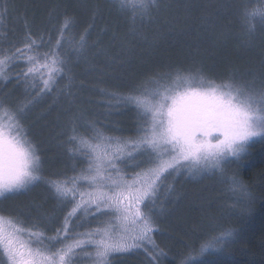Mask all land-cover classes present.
Returning a JSON list of instances; mask_svg holds the SVG:
<instances>
[{"label":"trees","instance_id":"16d2710c","mask_svg":"<svg viewBox=\"0 0 264 264\" xmlns=\"http://www.w3.org/2000/svg\"><path fill=\"white\" fill-rule=\"evenodd\" d=\"M2 55L9 75L0 95L27 105L21 136L40 153V179L29 197L1 199L0 214L51 238L71 201L50 182L85 167L75 152L79 142L66 132L71 120L96 125L77 121L79 140L100 131L131 138L139 130L130 97L152 80L185 73L215 84L264 82V0H0ZM30 56L60 64L54 88L25 74ZM103 100L116 103L109 114ZM220 174L223 181H187L162 213L149 205L159 264H264V138L229 157ZM91 221L72 225L84 230ZM109 262L155 264L144 251L117 253Z\"/></svg>","mask_w":264,"mask_h":264},{"label":"rangeland","instance_id":"374dc122","mask_svg":"<svg viewBox=\"0 0 264 264\" xmlns=\"http://www.w3.org/2000/svg\"><path fill=\"white\" fill-rule=\"evenodd\" d=\"M62 73L53 56H30L25 69L31 81L47 91ZM8 75V59L2 55L0 84ZM130 103L138 121L135 137H108L100 131L95 139L79 140L77 121L96 127L82 116L65 126L79 142L75 152L85 157V167L69 179L50 182L56 195L71 201L63 226L46 238L0 214V256L5 264H110L114 254L130 251H144L159 264L149 205L162 213L187 181H223L226 160L264 138V82L258 80L215 84L205 75L167 74L145 84ZM13 104L0 95V200L11 194L29 197L40 179V153L21 136L27 105ZM103 105L109 114L116 103L103 100ZM91 219L94 225L74 230L72 221Z\"/></svg>","mask_w":264,"mask_h":264}]
</instances>
